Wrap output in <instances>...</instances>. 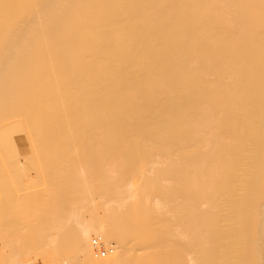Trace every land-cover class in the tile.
Masks as SVG:
<instances>
[{
    "label": "bare ground",
    "instance_id": "obj_1",
    "mask_svg": "<svg viewBox=\"0 0 264 264\" xmlns=\"http://www.w3.org/2000/svg\"><path fill=\"white\" fill-rule=\"evenodd\" d=\"M27 128L98 132L68 151L98 203L53 264H264V0H0V149Z\"/></svg>",
    "mask_w": 264,
    "mask_h": 264
},
{
    "label": "rangeland",
    "instance_id": "obj_2",
    "mask_svg": "<svg viewBox=\"0 0 264 264\" xmlns=\"http://www.w3.org/2000/svg\"><path fill=\"white\" fill-rule=\"evenodd\" d=\"M31 129V128H30ZM64 129V130H63ZM27 130V131H26ZM26 130H24L23 131V133L21 132V131H16L15 133H13L12 132V134H15V137H13V139H18V137H25V136H27V137H25L26 138V141H25V138L23 137V138H21V142L20 143H17L16 142V144L14 143L13 145H10V146H5V147H3V148H1L0 149V166H2V168H3V171H1L2 170V168L0 167V190H2L3 191V193H2V191H0V196L2 197H0V202H2V203H4V205H5V202H6V200L7 199H9L7 202H6V204L7 205H5V207H9V205L10 204H12V202H11V200L12 201H14V198L16 199L15 200V204L13 205V207L14 206H16V202H17V197H21L20 199L21 200H19V203H18V206L17 207H14L15 209H16V213L17 214H15L13 211H15V209H13V207L10 205V207L8 208H6V210L5 209H0V211H3V212H0V236L4 233L5 234V238H3L4 236L2 235L1 236V239H0V241H1V243H0V257H1V260H0V264H6L7 262H6V260L7 261H9V263H7V264H13V262L16 260V259H18V255L15 257L16 259H14L13 258V256H14V254H16L18 251H19V259H21V260H19V263L20 262H22V264H53V260H54V255H56L58 252H57V250L59 251V249H61L60 251V254L62 253V249L64 250V248H62V247H64V246H61V245H64V243L63 242H65V248L66 247H69V248H66V249H68V250H64L63 251V255L64 254H66V252L67 251H70L71 249H72V242H73V239H71V238H73V236H74V224H71L72 222L69 220V219H71L70 217H68L69 216V214H71V211H73L72 209H71V203L72 202H76L77 200H83V201H86V202H89V201H93V200H95V201H97V199L99 200V198H97V196H96V191H97V189H96V183H98V176H97V173H96V171L94 170V169H91V168H86V170L87 171H89L90 173H87V171H86V173H87V175H86V178L88 177V181L86 182H83L84 181V179H83V181H81V179L79 178V177H76V176H73L72 175V171H73V167H72V165L74 166L76 163H78V162H81V161H78L77 162V157H76V163H75V160L73 161V160H71V158H70V156H71V154H70V152L68 153V151H71L70 149H72L73 150V148H72V146L74 145L75 146V144L78 146L77 148L79 149V151L81 152V150L83 149V150H86L84 147H88L89 148V146L87 145V144H89L90 142H91V138H89L88 139V137H87V135L89 136V135H94V136H96L97 134H98V132L97 131H85V130H78V131H74V132H72L71 130H68V129H66V128H61V129H55L54 130V128H51V129H45V131H44V129L42 130V129H40V130H37V129H35V130H33L32 129V131L31 130H29L28 128L26 129ZM29 130V131H28ZM31 131V132H30ZM52 131V132H51ZM80 131V132H79ZM27 132V133H26ZM49 132V133H48ZM79 132V133H78ZM21 133H22V135H21ZM47 133V134H46ZM74 133V134H73ZM18 134V135H17ZM29 134V135H28ZM31 134V135H30ZM76 134V135H75ZM41 135V136H40ZM44 135V136H43ZM75 135V136H74ZM12 136H14V135H12ZM39 136V137H38ZM72 136H74V139L72 138ZM49 137V138H48ZM34 138V139H33ZM38 138H40V139H38ZM52 138H55V140L54 139H52ZM76 138V139H75ZM19 140V139H18ZM81 140V141H80ZM20 141V140H19ZM25 142V144H24V142ZM28 141H31V142H28ZM33 141V142H32ZM75 141V142H74ZM28 142V143H27ZM56 142V143H55ZM72 142H73V144H72ZM95 142H97V139L95 140ZM33 143V144H32ZM37 143V144H36ZM29 144V146H27ZM39 144H41V146H39ZM59 144V145H58ZM71 144V145H70ZM80 144L82 145V146H84V147H81L80 146ZM85 144V145H84ZM51 146V147H50ZM54 146V147H53ZM71 146V147H70ZM23 147V148H22ZM44 147H45V149H44ZM70 147V148H69ZM91 147V146H90ZM29 148V149H28ZM36 148V149H35ZM40 148V149H39ZM42 148V149H41ZM14 149V150H13ZM19 149V150H18ZM26 149V150H25ZM34 149V150H33ZM8 150V151H7ZM36 150V151H35ZM45 150V151H44ZM49 150V151H48ZM55 150V151H54ZM67 150V151H66ZM2 151H3V153H2ZM11 151V152H10ZM31 151V152H30ZM43 151V152H42ZM49 153V152H51V153H54V156H55V153H56V151H57V153L56 154H58L59 156H53V159L49 156V154H46L47 152ZM62 151V152H61ZM5 152V153H4ZM8 152V153H7ZM84 152V151H83ZM24 153V154H23ZM30 153V154H29ZM50 153V154H51ZM65 153V154H64ZM12 154V155H11ZM40 154V155H39ZM42 154V155H41ZM44 154H46V155H44ZM60 154H64V155H61L62 157H64V158H62V157H60ZM68 154H70V155H68ZM6 155V156H5ZM15 157H14V156ZM23 155V156H22ZM16 156H17V158L19 159H17L16 158ZM25 156V157H24ZM67 156H69V158H70V161H73V163L71 164V163H69L70 161H69V158L67 159ZM13 157V158H12ZM22 157H24V158H22ZM31 157V158H30ZM39 157V158H38ZM41 157V158H40ZM47 157V158H46ZM58 157H60V158H62V159H59ZM71 157H73V156H71ZM44 158V159H43ZM55 158V159H54ZM74 158V157H73ZM3 159V160H2ZM9 159H10V161H9ZM52 159V160H51ZM56 159H58V161L56 160ZM22 160V161H21ZM47 160V161H46ZM67 160V161H66ZM29 161H30V163H29ZM64 161H66V162H64ZM5 162V163H4ZM15 162V163H14ZM83 162V161H82ZM11 163V164H10ZM14 164V166H13V164ZM65 163H67V164H65ZM9 166H8V165ZM23 164V165H22ZM26 164V165H25ZM30 164H31V166H30ZM36 164V165H35ZM38 164V165H37ZM79 164V163H78ZM3 165H5V166H3ZM19 165V166H18ZM29 165V166H28ZM34 165V166H33ZM79 165H81V164H79ZM7 166V167H6ZM16 166H18V167H16ZM76 167H77V165H75ZM74 166V167H75ZM15 167V168H14ZM22 168V170H19L18 168ZM33 167V168H32ZM75 167V168H76ZM6 168L8 169L7 171H6ZM13 169V170H11V169ZM20 168V169H21ZM35 168H37V169H35ZM75 168H74V170H75ZM40 169V170H39ZM89 169H91V170H89ZM28 170V172H30V174L27 172V175H24L25 173H26V171ZM11 171V172H10ZM15 173H14V172ZM24 171V172H23ZM41 171V172H40ZM13 172V173H12ZM32 172V173H31ZM44 172H46V173H44ZM36 175H35V174ZM37 173H38V175H37ZM4 174H6V175H4ZM21 174V175H20ZM44 176H43V175ZM48 174V176H46ZM24 175V176H23ZM37 178V181L38 180H40V181H38V183H37V181H36V178L34 177V176ZM53 175H54V177H53ZM22 176V177H21ZM41 178H40V177ZM19 177H21V178H19ZM34 177V178H33ZM50 177V178H49ZM52 177H53V179H52ZM55 177H56V179H55ZM5 178V179H4ZM17 178V179H16ZM43 178V179H42ZM10 179V182H11V184L9 183V180ZM12 179V180H11ZM19 179V180H18ZM20 179H21V181H20ZM34 179V180H33ZM5 180H6V184H5ZM15 180V181H14ZM41 180H42V183H43V185H44V188L42 187L43 185L42 184H40L39 182H41ZM44 180V181H43ZM46 180V181H45ZM59 180V182H57V181ZM92 180H93V182L95 183L94 185L91 183L92 182ZM4 181V182H3ZM21 182V183H19V182ZM33 181V183H31ZM49 181H50V183H49ZM90 181V184H89V186H87V185H85V186H83L84 184H87L88 182ZM97 181V182H96ZM17 184H15V183ZM35 182V183H34ZM51 182H52V185H51ZM57 182V183H56ZM45 183V184H44ZM84 183V184H83ZM37 184V185H36ZM50 184V185H49ZM83 184V185H82ZM6 185H8L7 187L8 188H6ZM12 185H14L13 187H11ZM23 185V186H22ZM34 185V186H33ZM42 185V186H41ZM40 186V187H39ZM48 186L49 187H53V190H52V188H48ZM25 187H26V189H25ZM84 187H86V189L84 188ZM18 188V189H17ZM29 188V189H28ZM37 188V189H36ZM42 188H43V190H44V192H43V190H42ZM48 188V189H47ZM9 189V190H8ZM40 189V190H39ZM52 190V192L50 191V190ZM12 190V191H11ZM38 190V191H37ZM14 191H18L17 193H14ZM22 191V192H21ZM23 191H24V193H23ZM28 191V192H27ZM31 191V192H30ZM35 191V192H34ZM46 191H48V194L46 193ZM7 192V193H6ZM34 194H33V193ZM12 193V194H11ZM13 193H14V198H12L11 197V195H13ZM22 193H23V195L25 196H23L22 195ZM27 193V194H26ZM44 193H45V196L43 197L42 195H44ZM3 194V195H2ZM7 194H8V196H7ZM16 194H17V197H16ZM18 194H19V196H18ZM41 194V195H40ZM54 194V195H53ZM22 195V196H21ZM31 195V196H30ZM49 197H48V196ZM4 196H6V198L4 197ZM30 196V197H29ZM42 196V197H41ZM51 196H54V197H52L51 198ZM22 197H24V198H22ZM32 197V198H31ZM47 197V198H46ZM11 198V199H10ZM42 198V199H41ZM43 198H46V201L43 199ZM49 198V199H48ZM24 199H28V201L27 202H30V204H29V207H31V205H32V207L31 208H29L28 207V203L26 204L25 202V200ZM31 199H33L34 201H36L37 199V201L36 202H38V203H36V202H34V201H32ZM23 200H24V203H23V205L24 204H26V206L28 207V209L26 208V206L24 205V207L26 208V209H24L21 205V203L23 202ZM31 200V201H30ZM44 202H43V201ZM49 200H51V201H49ZM55 200V201H54ZM61 200V201H60ZM5 201V202H4ZM20 201H21V203H20ZM39 201H40V203H42V205L40 206V204H39ZM59 201V202H58ZM9 202H11V203H9ZM32 202H34L33 204H32ZM47 202H52L51 204H53V207H51L50 208V206H51V204H49V203H47ZM58 202V203H57ZM65 202V203H64ZM44 203H47V205L49 204V206H47L46 204H44ZM56 203V204H55ZM96 203H98V201L96 202ZM19 204H21L20 205V207H22V210L21 209H19ZM35 204H38V207H40V211L38 210L37 211V208H35ZM59 204V205H58ZM64 204V205H63ZM3 205V204H2ZM3 205V206H4ZM62 205H63V207H64V209H61V207H62ZM0 206H1V203H0ZM43 206L45 207L46 206V208H47V210H45L46 208H43ZM58 206V207H57ZM70 207V209H68L67 207ZM4 207V208H5ZM49 207V208H48ZM57 207V208H56ZM62 207V208H63ZM1 208V207H0ZM12 208V209H11ZM33 208H34V211H33ZM41 208H43L44 210H42ZM55 208V209H54ZM60 208V209H59ZM97 208H99V206L97 207ZM96 208V210L95 209H88L89 211L88 212H86V215L89 217V216H91L92 215V212H93V214L94 215H96L97 213H99L100 214V211L102 210V209H100V210H98ZM9 211H8V210ZM10 210H12V212L10 211ZM20 210V211H19ZM25 210V211H24ZM30 210V212H28ZM53 210V211H52ZM93 210V211H92ZM33 211V212H32ZM35 211H36V213H35ZM43 211V212H42ZM45 211V212H44ZM69 211V212H68ZM85 211H86V209H85ZM90 211H92V212H90ZM99 211V212H98ZM26 212H28L27 214H26ZM48 212H51L50 214L48 213ZM11 213H13V214H15V215H13V214H11ZM29 213H31L30 215L31 216H29ZM35 213V214H34ZM47 213V214H46ZM4 214V215H3ZM41 214V215H40ZM67 214V215H66ZM13 215V216H12ZM28 215V216H27ZM34 215H35V217H34ZM45 215V216H44ZM72 215V214H71ZM12 218H11V217ZM17 216V217H16ZM19 216V217H18ZM26 216V217H25ZM37 216V217H36ZM51 216H55V217H51ZM58 216V217H57ZM3 217V218H2ZM31 217H33V218H31ZM40 217H41V219H40ZM44 217H50L51 219H54L53 221L52 220H50V218L48 219H45ZM63 219H61V218ZM12 220H11V219ZM26 218H28L29 219V221L26 219ZM35 218V219H34ZM59 218V219H58ZM65 218H67V219H65ZM23 219V220H22ZM58 219V220H57ZM15 220L17 221V222H15ZM24 220H26V221H24ZM32 220H34V221H32ZM44 220V222H45V224H44V222H42ZM49 220V221H48ZM66 220V221H65ZM13 221V222H12ZM28 221V222H27ZM30 221H31V225H30ZM51 221H52V223H51ZM57 221H59V222H57ZM65 221V222H64ZM67 221H69V222H67ZM4 222H5V224H4ZM36 224H35V223ZM40 222V223H39ZM41 222H42V224H41ZM24 223H26V224H24ZM68 223H69V225H68ZM7 224V225H6ZM12 224V225H11ZM62 224V225H61ZM63 224H65V225H63ZM14 225V226H13ZM28 225V226H27ZM34 225V226H33ZM37 227H36V226ZM46 227H45V226ZM54 225V226H53ZM58 225H59V227H58ZM13 228H12V227ZM16 226V227H15ZM31 226H32V228H31ZM60 226L61 227H64L63 229L62 228H60ZM65 226L67 227V228H65ZM2 227V228H1ZM18 227V228H17ZM24 227V228H23ZM26 227V228H25ZM57 227V228H56ZM7 228V229H6ZM14 228H15V230H14ZM38 228V229H37ZM49 228V229H48ZM3 229V230H2ZM7 230V231H9L8 233L9 234H11V235H9L8 233H7V231H5V230ZM10 229H12V231L10 230ZM18 229H20V231L18 230ZM22 229V230H21ZM1 230H2V232H1ZM26 230V231H25ZM51 230V231H50ZM22 231V232H21ZM40 231V232H39ZM42 231V232H41ZM48 231V232H47ZM56 231V232H55ZM54 232V233H53ZM20 233V234H19ZM23 233V234H22ZM45 233H47V234H45ZM60 233V234H59ZM52 234V235H51ZM8 235V237H6ZM61 235V236H60ZM49 236V239H51L53 242H54V240H55V242H59V240H60V242L62 243V244H60V246H61V248H59V244H58V248L59 249H56L54 246H57V244H53L52 245V241L51 240H48V237ZM56 236V237H55ZM59 236V237H58ZM51 237V238H50ZM57 239V241H56V239ZM5 239V240H4ZM8 240V241H7ZM10 240V241H9ZM14 240V243L12 242ZM21 240V241H20ZM70 240V241H69ZM16 241H18V242H16ZM28 241V242H27ZM30 241H32V242H34L35 241V244L34 243H31ZM37 241V242H36ZM40 241V242H39ZM46 241V242H45ZM27 242V243H26ZM47 242H49L48 244H47ZM11 244V245H7V244ZM16 243H18V244H16ZM19 243H21V245H19ZM24 243V244H23ZM29 243H31V244H29ZM39 243V244H38ZM41 243V244H40ZM50 243H51V246H50ZM70 243V244H69ZM2 244V245H1ZM3 244H5V245H3ZM26 244V245H25ZM33 244V245H32ZM68 244V245H67ZM18 245V246H17ZM25 247L24 249H23V246ZM33 247H32V246ZM39 245V246H38ZM48 245V246H47ZM13 246H15V247H13ZM36 246V247H35ZM41 246V247H40ZM46 246V247H45ZM4 247L6 248V249H4ZM15 248V249H12V248ZM19 247V248H18ZM29 247V248H28ZM49 247H53V248H50V249H48ZM11 248V249H10ZM44 248V249H43ZM71 248V249H70ZM7 249L8 250H10V251H7ZM21 251H20V250ZM32 251H31V250ZM56 249V250H55ZM13 250V251H12ZM26 250H28V253H27V251ZM30 250V251H29ZM38 250H40V251H38ZM44 250V251H43ZM51 250V252L52 253H48L49 251ZM54 250H55V252H54ZM4 251H5V254H8V255H5L4 254ZM7 251V252H6ZM66 251V252H65ZM12 252V253H11ZM30 252V253H29ZM33 252V253H32ZM57 252V253H56ZM10 253V254H9ZM35 253V255H31V254H34ZM37 253L39 254V253H42V254H39L40 256L42 255V258L40 257V256H38L37 255ZM45 255H44V254ZM4 255V256H1V255ZM18 254V253H17ZM52 254V256H50ZM59 253H58V256H56V257H58V258H56L55 259V261H56V263H57V260H60L62 257H64V256H62V255H60ZM13 255V256H12ZM31 255V256H30ZM37 255V256H36ZM49 255V256H48ZM109 254H107V256H108ZM12 256V257H11ZM21 256H22V258H21ZM24 256V257H23ZM34 256V257H33ZM59 256H61L60 257V259H59ZM3 257V258H2ZM7 257V258H6ZM8 257H10V258H8ZM25 257H27V258H25ZM36 257V258H35ZM38 257V258H37ZM49 257H51L50 259L52 260V258H53V262L51 261V260H49ZM31 258V259H30ZM11 259H14V261L12 262V260ZM37 259H39V260H37ZM47 259H48V261H47ZM44 260H46V261H44ZM3 261H4V263H3ZM16 261H18V260H16ZM15 261V262H16ZM41 261V262H40ZM52 262V263H50V262Z\"/></svg>",
    "mask_w": 264,
    "mask_h": 264
},
{
    "label": "built area",
    "instance_id": "obj_3",
    "mask_svg": "<svg viewBox=\"0 0 264 264\" xmlns=\"http://www.w3.org/2000/svg\"><path fill=\"white\" fill-rule=\"evenodd\" d=\"M93 243L96 246V255L106 256L110 251H113V247L105 245L100 236L93 238Z\"/></svg>",
    "mask_w": 264,
    "mask_h": 264
}]
</instances>
